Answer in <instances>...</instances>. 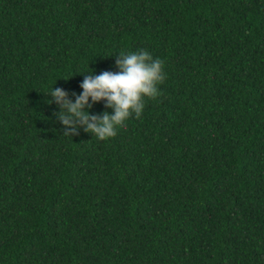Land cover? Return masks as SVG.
I'll return each instance as SVG.
<instances>
[{"label":"trees","instance_id":"16d2710c","mask_svg":"<svg viewBox=\"0 0 264 264\" xmlns=\"http://www.w3.org/2000/svg\"><path fill=\"white\" fill-rule=\"evenodd\" d=\"M139 48L142 116L65 134L44 91ZM0 264H264V0H0Z\"/></svg>","mask_w":264,"mask_h":264},{"label":"clouds","instance_id":"9594fccd","mask_svg":"<svg viewBox=\"0 0 264 264\" xmlns=\"http://www.w3.org/2000/svg\"><path fill=\"white\" fill-rule=\"evenodd\" d=\"M112 55L116 57V71L97 72L89 63L91 71L77 72L84 74L80 81L82 91L70 92L54 84L44 91L48 95V103L58 105L54 113L66 126L63 129L65 134L73 136L83 128L97 139L111 138L133 114L142 116L146 97L160 95V85L167 78L164 61L160 57L145 48L121 50ZM99 101H103L106 107L101 113H93V104Z\"/></svg>","mask_w":264,"mask_h":264}]
</instances>
